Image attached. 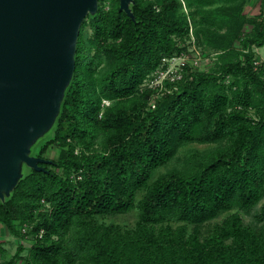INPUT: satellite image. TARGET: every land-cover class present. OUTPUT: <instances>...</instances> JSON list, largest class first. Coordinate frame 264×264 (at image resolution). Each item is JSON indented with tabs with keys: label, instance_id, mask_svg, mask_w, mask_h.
I'll use <instances>...</instances> for the list:
<instances>
[{
	"label": "trees",
	"instance_id": "1",
	"mask_svg": "<svg viewBox=\"0 0 264 264\" xmlns=\"http://www.w3.org/2000/svg\"><path fill=\"white\" fill-rule=\"evenodd\" d=\"M112 1L83 21L61 112L33 148L47 157L58 146V159L27 167L0 200V223L33 236L28 254L20 244L7 259L0 242V264H264V204L261 228L243 217L264 197V63H255L264 11L249 16L238 0H133L134 20ZM189 18L218 51L216 67L148 107L140 86L182 52ZM191 142L225 147L156 175ZM133 210L132 226L101 219Z\"/></svg>",
	"mask_w": 264,
	"mask_h": 264
},
{
	"label": "water",
	"instance_id": "2",
	"mask_svg": "<svg viewBox=\"0 0 264 264\" xmlns=\"http://www.w3.org/2000/svg\"><path fill=\"white\" fill-rule=\"evenodd\" d=\"M133 0H120L135 20ZM99 0H0V200L27 167L45 171L34 146L53 128L76 68L82 23Z\"/></svg>",
	"mask_w": 264,
	"mask_h": 264
},
{
	"label": "rangeland",
	"instance_id": "3",
	"mask_svg": "<svg viewBox=\"0 0 264 264\" xmlns=\"http://www.w3.org/2000/svg\"><path fill=\"white\" fill-rule=\"evenodd\" d=\"M242 1L243 9L249 16H258L261 12L264 11V0H238ZM113 4L112 0H104L103 8L109 9ZM225 4V3H224ZM184 10L189 13V8L184 5ZM190 21V34L185 39L181 40V46L183 50L180 55H183L187 58V63L183 66V70L177 72V74L172 73L169 69L168 64L161 66L159 72L151 75L147 80H145L141 87L142 90L138 94L142 95L149 91V97L146 100V103L149 104L153 99L158 100L163 94L166 88L170 84L175 85L177 81L183 80L190 75L191 72L195 70L199 71H210L216 67L217 54L218 51L212 47L207 46L206 43L200 42L196 33L194 31L195 25L192 24L191 18ZM250 27V26H248ZM251 28V27H250ZM88 36H91L93 29L90 26L86 27ZM237 43V44H236ZM235 45H239V42H236ZM257 56L259 57L260 63H264V47L256 49ZM103 63L101 66H104ZM175 71L176 68H172ZM191 77V76H189ZM174 79H176L174 81ZM229 79V78H228ZM111 102L109 105L110 106ZM225 147L224 143H202V142H191L184 144L168 164L162 166L157 171L156 175L160 173H166L172 169L177 170H187L191 167L189 162V157L191 155H200L206 156L212 151ZM60 154V148L58 146L52 145L49 147L46 156L51 159H58ZM264 204L263 199L250 211L243 213L244 222L246 224L252 225L255 228H261L262 221L259 219V214L262 205ZM225 215L220 216L217 221L223 219ZM107 223L117 222L124 225L132 226L136 223L137 212L135 210L127 213H119L113 215H107L101 218ZM210 225L206 224L203 226V230L206 231ZM21 227L22 231L29 229L28 224H24ZM0 242L3 243L6 248V252L2 255V258H11L17 251L20 244H22L25 249L23 254L26 255L29 253V249L33 243V236L28 235L26 237H19L11 233V231L2 223H0Z\"/></svg>",
	"mask_w": 264,
	"mask_h": 264
},
{
	"label": "built area",
	"instance_id": "4",
	"mask_svg": "<svg viewBox=\"0 0 264 264\" xmlns=\"http://www.w3.org/2000/svg\"><path fill=\"white\" fill-rule=\"evenodd\" d=\"M187 63V58L185 57V56H183V55H180V54H173V55H171V56H165L164 58H163V61H162V64H161V66L162 65H164V64H168L169 65V70L172 72V73H174V74H177V72H180L181 70H183V66H185V64ZM256 63V65H258L259 63H260V60H258L257 62H255ZM161 66L156 70V71H154L151 75H153V74H156L157 72H159V70H160V68H161ZM172 68H176L175 69V71H173V69ZM150 75V76H151ZM149 76V77H150ZM149 77H147V78H149ZM147 78L145 79V80H147ZM144 80V81H145ZM176 79H174V81H175ZM142 85V84H141ZM172 88H173V86L172 87H168V88H166V90L164 91V93L165 92H170V91H172ZM174 88H176V86L174 85ZM140 90H142V87L140 86ZM103 104L104 105H109L110 104V101L109 100H104L103 101ZM155 106H156V99H153V101L149 104V107H151V108H155Z\"/></svg>",
	"mask_w": 264,
	"mask_h": 264
}]
</instances>
